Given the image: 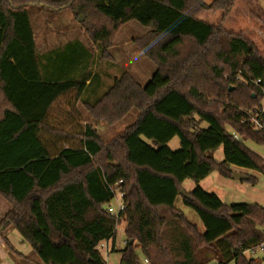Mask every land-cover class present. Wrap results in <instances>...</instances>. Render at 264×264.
<instances>
[{
    "label": "trees",
    "instance_id": "obj_1",
    "mask_svg": "<svg viewBox=\"0 0 264 264\" xmlns=\"http://www.w3.org/2000/svg\"><path fill=\"white\" fill-rule=\"evenodd\" d=\"M236 2L0 0V195L11 205L0 237L9 250L37 264L4 237L14 228L41 264H107L98 247L106 240L108 251H117L122 224V264H143L138 251L146 264H257L246 254L264 242V208L226 204L199 185L214 172L232 179L237 167L264 173V159L245 144L264 145V131L243 121L263 95L237 79H259L264 87V57L253 41L224 27ZM32 7L87 17L83 29L102 57L110 58L121 25L148 28L134 44L157 66L151 80L143 86L124 73L96 101L83 102L92 121L108 124L137 110L136 121L110 141L92 124L78 132L68 126L60 110L81 99L86 79L44 78ZM203 11H221L220 21L200 20ZM43 133L78 147L53 155ZM175 137L180 148L173 151ZM187 180L196 184L189 198L181 194ZM117 188L125 203L118 218L106 209ZM179 198L204 231L176 206Z\"/></svg>",
    "mask_w": 264,
    "mask_h": 264
},
{
    "label": "rangeland",
    "instance_id": "obj_2",
    "mask_svg": "<svg viewBox=\"0 0 264 264\" xmlns=\"http://www.w3.org/2000/svg\"><path fill=\"white\" fill-rule=\"evenodd\" d=\"M213 1L214 0H205L206 4H210ZM29 10L34 31L36 29V39L41 54V69L44 78H81L90 69V74L95 76L94 78H99L101 81L105 78L107 82L106 84L104 81L103 89L100 88L101 84L98 80L94 83L95 86L92 84V87H95L94 89H100L98 92L96 91V96L90 99L91 102L100 98V96L113 84L114 80L124 73L130 74L135 81L144 86L151 80L157 71L156 64L145 57L143 52L134 44L135 38L141 37L148 31L147 27L142 26L137 21L121 25L113 47L110 49L109 58L108 56L102 57V49L94 45L92 41L87 38L83 31L85 21L87 20V17L84 15H80L84 18L83 21H80V16L74 15L69 9L57 12L51 10L40 12L38 9L32 7ZM221 16V11H203L198 14L200 20L211 24L218 23ZM40 24L41 28L37 32ZM224 27L228 31L241 33L245 38L253 41L264 57V5L262 0H237L224 23ZM53 46H59V48L54 52L53 50H47V48H53ZM89 90L92 91V89ZM56 109L58 110L61 108L57 107ZM60 111L61 113L63 112V117H65L71 130L78 132L81 124L85 122L83 115L85 109L83 103L77 101L73 107L69 109L67 107V109ZM85 113L86 116L89 117L87 111H85ZM137 114V110L134 109L129 112L125 118L114 124H108L103 121L90 122H93V125L98 129L101 138L105 142H108L132 125L136 121ZM201 127L207 128L208 124L203 122ZM42 139L53 155L62 148L78 147L77 140L64 141L58 136H52L47 133L42 134ZM245 144L264 159V145L256 144L252 141H246ZM169 147L173 151L178 150L180 148L179 138H173V140L169 142ZM214 156L218 161H223V148L221 147L218 149L214 153ZM233 171L240 172L238 169H234ZM242 174L255 176L257 178L256 184L253 185L247 180L238 181L227 179L220 176L218 172H214L202 180L199 185L208 192L216 193L226 204H258L264 208V173L249 170L248 173ZM195 187L196 184L192 180H187L184 183V190L186 192L193 190ZM176 206L183 211L192 223L196 224L201 231H204V225L199 216L190 207L185 206L181 198L178 199ZM10 209V203L0 195V219L2 213H5L3 211H8ZM125 241L124 226L119 224L117 226L116 236L117 251L107 252L105 248L101 249L107 264H122L123 253L121 250L124 249L126 245ZM6 252L7 253L0 258V264H21V261L16 259L13 252L9 250ZM138 254L143 264H146L143 254L140 253V251H138ZM246 255L256 259L258 264H264L263 249L248 251ZM34 256V259L41 262L36 254ZM210 264L217 263L212 262ZM229 264H234V262Z\"/></svg>",
    "mask_w": 264,
    "mask_h": 264
},
{
    "label": "crops",
    "instance_id": "obj_3",
    "mask_svg": "<svg viewBox=\"0 0 264 264\" xmlns=\"http://www.w3.org/2000/svg\"><path fill=\"white\" fill-rule=\"evenodd\" d=\"M37 9V8H36ZM39 10V9H38ZM40 11V10H39ZM40 12H42V11H40ZM29 14H30V10H29ZM31 18V17H30ZM32 23V22H31ZM32 26H33V24H32ZM41 28V24H40V26H39V28L37 29V32L39 31V29ZM33 30H34V28H33ZM83 31H84V29H83ZM85 32V31H84ZM34 33H35V38H36V29H35V31H34ZM86 34V33H85ZM86 36H87V38L89 39V37H88V35L86 34ZM90 40V39H89ZM36 43H37V39H36ZM113 47V46H112ZM37 48H38V45H37ZM59 48V46H53V48H47V50H50V51H52L53 50V52L54 51H56L57 49ZM111 49V48H110ZM110 49H108V51L110 52ZM38 51H39V48H38ZM39 53H40V51H39ZM112 55V54H111ZM50 59H52V58H50ZM90 72H91V70L89 69L88 71H87V73L83 76V77H81V79H86V87H85V90H84V93H83V95H82V97H81V99L79 100L80 102H90V99H92V98H94L95 96H96V91L98 92L99 91V89L101 88V89H103L104 88V81H105V83L107 84V82H106V80H105V78L101 81V80H99V78H94L95 76H93L92 74H90ZM91 75V76H90ZM74 79H78L77 77L76 78H74ZM97 80L99 81V83L101 84V87L100 88H96V89H94L93 87H92V84H94V83H96L97 82ZM94 86H95V84H94ZM89 89H92V91H90ZM89 91V92H88ZM107 91V90H106ZM105 91V92H106ZM99 94V93H98ZM104 94V93H103ZM83 106H84V109H85V111H87V109H86V107H85V105H84V103H83ZM85 111H84V118H85V122H84V124H92L93 125V122H90V121H92L91 120V118H89V117H87L86 116V113H85ZM87 113H88V115H89V112L87 111ZM94 126V125H93ZM95 127V126H94ZM96 128V127H95ZM98 130V129H97ZM236 170L238 169V170H240V173H248L249 172V170H247V169H244V168H239V167H237V168H235ZM239 172V171H238ZM221 176V175H220ZM8 211H10V210H8ZM8 211L6 210V211H3V212H5V213H2V215H1V219H3L4 218V216L8 213ZM0 219V220H1ZM4 237L9 241V243L11 244V246H12V248H13V250H15V252H18V253H20L21 255H23V256H25V257H28L29 259H31V260H33V261H35L37 264H41V262H39L38 260H36V259H34V255L36 254L35 253V251L33 250V248H32V246L29 244V243H27L25 240H24V238L22 237V235L16 230V229H14V228H11V229H8L6 232H4ZM27 243V244H26ZM7 250H9V248L6 246V244H5V242H4V240L0 237V258L1 257H3L7 252ZM257 249H253L252 251H256ZM9 251H11V250H9ZM251 251V250H250ZM12 252V251H11ZM14 254V253H13ZM15 255V254H14ZM37 255V254H36ZM16 256V255H15ZM16 259L18 260V261H21V264H29L27 261H25L24 259H22V258H20V257H18V256H16ZM256 260V259H255ZM257 262V261H256ZM146 263V262H145ZM13 264V263H12ZM17 264V263H16ZM257 264H258V262H257Z\"/></svg>",
    "mask_w": 264,
    "mask_h": 264
},
{
    "label": "built area",
    "instance_id": "obj_4",
    "mask_svg": "<svg viewBox=\"0 0 264 264\" xmlns=\"http://www.w3.org/2000/svg\"><path fill=\"white\" fill-rule=\"evenodd\" d=\"M240 80H244V82L246 83H253L254 85H256L259 90H261L262 92V100L260 105L254 109V110H250V111H245L244 112V122L245 123H249L251 124L256 130H263L264 131V87L261 85V81L258 80H253L251 78H242L241 75H238V78ZM234 137L236 139H240L239 136L235 133H233ZM114 198L112 200V202L110 204L107 205V212L115 217L118 218V216L124 211L125 209V203H124V192L117 188L114 189ZM126 243V241H125ZM99 250L104 249L108 252V241H103L100 245H99ZM255 249H263L264 250V242L262 244H260L258 247H256ZM146 263H148V261H145Z\"/></svg>",
    "mask_w": 264,
    "mask_h": 264
},
{
    "label": "water",
    "instance_id": "obj_5",
    "mask_svg": "<svg viewBox=\"0 0 264 264\" xmlns=\"http://www.w3.org/2000/svg\"><path fill=\"white\" fill-rule=\"evenodd\" d=\"M83 16H80L79 17V20L80 21H83ZM232 179H234V180H238V181H243V180H247L248 179V176L247 175H245V174H242V173H240V172H233V174H232ZM181 194L182 195H184L185 197H187V198H189V195L187 194V192L185 191V190H182L181 191Z\"/></svg>",
    "mask_w": 264,
    "mask_h": 264
}]
</instances>
